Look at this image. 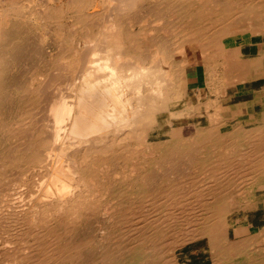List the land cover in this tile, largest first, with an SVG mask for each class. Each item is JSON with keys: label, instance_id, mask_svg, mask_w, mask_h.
Here are the masks:
<instances>
[{"label": "bare ground", "instance_id": "1", "mask_svg": "<svg viewBox=\"0 0 264 264\" xmlns=\"http://www.w3.org/2000/svg\"><path fill=\"white\" fill-rule=\"evenodd\" d=\"M260 49L264 0H0V264H264Z\"/></svg>", "mask_w": 264, "mask_h": 264}, {"label": "rangeland", "instance_id": "2", "mask_svg": "<svg viewBox=\"0 0 264 264\" xmlns=\"http://www.w3.org/2000/svg\"><path fill=\"white\" fill-rule=\"evenodd\" d=\"M246 39L245 40H249L247 37H245ZM245 40H239L237 43H236V45L237 46H240V45H242V44H244L245 42ZM249 41H251L252 42V39H250ZM253 41L255 42V43H261V41L260 40H257V38H253ZM259 41V42H258ZM259 51H264V49H260ZM194 75H196L197 73H193ZM193 76V75H192ZM204 92V91H203ZM264 102V101H263ZM262 102V103H263ZM92 212H96L97 211V209H92L91 210ZM69 223V222H68ZM244 220L243 221H241L239 224H237V225H244ZM164 263H161V264H172V260L171 259H167V260H165V261H163Z\"/></svg>", "mask_w": 264, "mask_h": 264}]
</instances>
